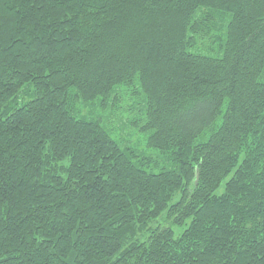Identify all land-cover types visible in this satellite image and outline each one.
Returning a JSON list of instances; mask_svg holds the SVG:
<instances>
[{
  "label": "trees",
  "instance_id": "obj_1",
  "mask_svg": "<svg viewBox=\"0 0 264 264\" xmlns=\"http://www.w3.org/2000/svg\"><path fill=\"white\" fill-rule=\"evenodd\" d=\"M0 264H264V0H0Z\"/></svg>",
  "mask_w": 264,
  "mask_h": 264
},
{
  "label": "rangeland",
  "instance_id": "obj_2",
  "mask_svg": "<svg viewBox=\"0 0 264 264\" xmlns=\"http://www.w3.org/2000/svg\"><path fill=\"white\" fill-rule=\"evenodd\" d=\"M212 56L216 57L218 54L213 53ZM119 91L120 93H123L122 101L116 108H119V110L114 109V107L109 108L106 112L98 110L95 113L96 116L105 118L103 125L115 140H118L125 145H129V147L137 150L140 154H154L153 152L147 151L145 135L140 133L137 129H133L130 125V127L128 126L130 122L140 119L143 116L145 106L144 99L141 95L132 94L131 90H126L124 87H121ZM130 109H133V112H131ZM112 112H115V114L111 117L110 114ZM163 167L170 169L169 166ZM151 171H154L155 173L158 172V170L153 169ZM158 225L163 227L169 225L166 222L165 215L154 222L152 226ZM173 231L176 236H179L182 233V230L176 227L173 228Z\"/></svg>",
  "mask_w": 264,
  "mask_h": 264
}]
</instances>
